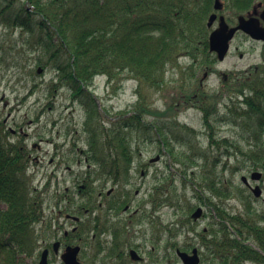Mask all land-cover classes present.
<instances>
[{
    "label": "trees",
    "instance_id": "trees-1",
    "mask_svg": "<svg viewBox=\"0 0 264 264\" xmlns=\"http://www.w3.org/2000/svg\"><path fill=\"white\" fill-rule=\"evenodd\" d=\"M215 1L0 0V27L12 31L0 35V77L13 71L11 79L20 82L26 76L35 82L39 76L36 67L50 69L55 77L49 90L54 93L66 87L84 107L86 152L95 155L90 162L96 165L95 170L81 174L83 180L92 179L86 183L108 178L111 162L129 161L108 154H138L145 145L158 141L161 151L168 149L175 156L177 170L170 169L172 176L180 173L187 177L192 172L189 184L195 200L201 204L205 201L220 219L230 220V226L223 228L224 240L216 235L211 240L218 242L216 249L224 255L225 264L246 260L264 264V255L246 244L251 241L264 253V203L255 205L252 194L228 176V172L232 178L240 171L264 172V49L263 61L242 71L239 85L232 86L226 111L221 114L218 110L222 97L202 102L203 124L209 131L207 148L196 140L195 130L179 120L180 106L191 97L186 91L187 81L199 69L218 61L210 52L211 30L207 25L215 13ZM222 1L231 25L237 23L239 15L264 3ZM14 31L20 32L18 39H14ZM183 59L190 65L183 67ZM171 70L178 71L182 82L168 95V110H154L153 96L167 89ZM98 76L116 85L128 78L137 83L138 101L120 112L112 126L106 124L108 112L100 109L90 91ZM122 122L127 123L128 135L117 134L123 129ZM219 124L239 127V139L217 138L212 132ZM29 146L22 133L14 136L7 129L0 113V264L24 263L42 219L46 197L33 187L37 175L31 170ZM219 156L228 159L222 169ZM114 169L121 170L119 166ZM183 184L188 185L186 181ZM162 185L163 191L177 187L169 178ZM234 196L243 203L245 212L231 215L215 202ZM172 200L168 198L165 203ZM160 203L157 197V206ZM230 227L236 232L235 238L230 237Z\"/></svg>",
    "mask_w": 264,
    "mask_h": 264
},
{
    "label": "flooded vegetation",
    "instance_id": "flooded-vegetation-1",
    "mask_svg": "<svg viewBox=\"0 0 264 264\" xmlns=\"http://www.w3.org/2000/svg\"><path fill=\"white\" fill-rule=\"evenodd\" d=\"M263 10V5H260L252 13L262 27ZM257 43L264 48L263 42ZM240 56L243 58L244 54L240 53ZM218 65L207 67L204 71L199 69L197 74L191 75V98L184 100L183 111L193 109L203 115L202 102L207 101V98L221 97L226 88L229 89L224 96L233 94L232 86L239 85V74L234 71L241 70L223 72L218 69ZM68 109L69 107H65V110ZM166 110L168 107L160 111ZM218 110L222 114L226 111V105L219 103ZM179 111L183 112L182 109ZM113 123L115 121L110 122V126ZM55 124L57 127L67 128L62 151L57 149L59 142L46 140L47 144L55 147V151L50 157L42 154L36 156L35 160L39 163L49 157L50 165H54L57 171L61 170V161L77 160L78 165L85 167L86 172L92 170L95 165L89 162L95 155L80 147L83 136L77 127H67L62 121ZM121 124L123 129L117 134L128 135L127 123ZM218 128L219 125L212 133L217 138H226L219 136ZM82 133L87 136L86 131ZM200 136L203 138L207 135L201 132ZM68 145L70 148L66 149ZM107 156L128 158L129 161L111 162L113 168L110 176L95 179L93 183H86L92 179L77 178L72 184H50L44 187L43 195L46 200L43 203L42 219L38 224L41 232L34 235L26 264H184L179 253L192 255L195 249L199 253L200 264H225L224 255L216 249L218 242L211 243V239L215 237L210 232H220L223 229L221 225L212 221L208 224L210 230L205 227L204 232H201L200 221L207 219V213L199 221L190 217L193 214H190V210V215L186 216L184 205L190 200L188 186L182 185L176 193V198L180 201L178 207H172L175 219L164 223L157 214L170 205L164 203L157 206V197L164 199L168 191H163L164 186L161 184L157 188V169L152 168L153 158L147 162L143 153H115ZM162 156L159 153L158 162L163 160ZM116 166L121 170L114 169ZM67 169L72 170L69 166ZM247 189L251 192L248 187ZM220 201L222 200L219 199ZM203 207H209L205 201ZM220 235L223 234L219 233L218 236Z\"/></svg>",
    "mask_w": 264,
    "mask_h": 264
},
{
    "label": "rangeland",
    "instance_id": "rangeland-1",
    "mask_svg": "<svg viewBox=\"0 0 264 264\" xmlns=\"http://www.w3.org/2000/svg\"><path fill=\"white\" fill-rule=\"evenodd\" d=\"M223 14L227 17L229 12L225 10ZM216 26L217 23L215 24V27ZM7 33H12V31H8L3 27H0V35ZM19 35L20 32H15L13 35L14 39H18ZM237 48H239V50H237ZM261 50V44L246 38L244 35H238L232 42L231 52L227 56L226 60L223 63H219L217 67L222 71H234L247 69L250 66L260 64L263 61ZM240 53L244 54L243 58H241ZM188 63L189 60H182L183 67H186ZM37 68L38 67H36V69ZM12 75L13 71L2 73L1 76L3 77H0V98L5 97L9 104L7 109L3 108V105H1L0 113L3 114L5 118L8 117L9 113H12L10 116V128L21 132L22 135L28 139L31 146L35 144L41 145L40 151L38 150L37 146L35 149H33L34 157L41 156L42 154H48L50 157L55 151V147L47 144L46 140H53V142H59V144L63 143L65 139L64 133L67 128L57 127L54 122L59 121H62V124L66 123L67 127L76 126L80 131L81 136H83L80 147L82 149H87L84 144V140L87 136L82 133V131L85 132V127L83 126L85 118L84 111L79 107L77 108L76 112L72 110H65V107L71 102L69 91L63 89L52 93L49 90V85L55 77V72L51 71L50 69H45L42 74L37 76L35 82L26 76H24L20 82H17L15 78L11 79ZM167 80V89L162 92V94L158 93L153 96L155 99L151 102V107L154 110L164 109L168 95H170L171 92L173 93L182 82L181 76L179 75L178 71L175 70H171V72H169ZM34 84H37V87H34ZM136 84L137 83L134 80L129 78L125 79L123 89L119 91V94L116 97H111L112 91L105 84V80L98 78L95 80L91 90L99 98L101 108L108 112L110 118H114L120 112L129 110L137 102L138 96L134 90ZM187 86H191V80L188 81ZM220 101L222 106H225L230 101L229 95L223 96ZM71 112L73 113L71 114ZM202 117V113L191 109L181 114L180 121L193 127L201 133L205 130ZM150 120L152 119L150 118ZM106 123L108 124V121H106ZM59 132H61L60 135ZM217 132H219V136L236 139L239 133V128L234 130L228 125L221 124L217 129ZM38 133H41L42 136L37 137ZM203 138L204 140H202V143L205 148H207L206 146L208 141L206 136ZM41 140H43L42 143ZM69 148L70 145L66 147V149ZM142 148L147 161L150 158H155L157 155H159V153L163 155L162 161L152 164V168L157 169V184L163 183L162 176L167 177L172 175L170 167H172L173 171L177 170L176 166L174 165L176 164L174 160L160 152L157 143L147 144ZM179 149L182 148L179 147ZM48 158L46 157L44 160L46 168L41 165L39 167L35 165L32 167V172L37 174L36 184L41 187L48 182V176L51 174V172L55 171L54 165H49L50 160ZM218 160L221 166L219 169H222L223 165L227 162V159L223 156H220L218 157ZM65 166L66 163L58 172V176L60 178L59 180L61 181V184H70L72 183L71 180L68 179L70 173L65 169ZM72 167L76 172H80L85 169V167H82L77 163H74ZM242 175L249 174L247 171H240L238 174H236V177L232 178L231 173L228 172V176L231 178V181H234V183L238 185L242 184L240 180ZM159 176H161V182L159 181ZM188 176L190 179H192V172L189 173ZM172 178L173 176H171V179ZM174 181L175 185H177L179 188L182 186L181 178L175 176ZM262 183L264 185V182ZM252 185L254 184L252 183ZM187 191L188 197L192 199L194 195L192 187H189ZM261 203H264V199L262 201L256 200L254 202V204L257 206H259ZM226 204L231 205V207L228 206V209L231 211L236 213L244 212L243 204L236 199H231L230 201L226 202ZM205 211L207 212L208 217L207 219H202L200 221L199 229L207 227L208 224L213 221L210 210L207 209ZM157 217L161 218L162 222L169 223L175 219V214L173 209L166 207L161 209V211L157 214Z\"/></svg>",
    "mask_w": 264,
    "mask_h": 264
},
{
    "label": "water",
    "instance_id": "water-1",
    "mask_svg": "<svg viewBox=\"0 0 264 264\" xmlns=\"http://www.w3.org/2000/svg\"><path fill=\"white\" fill-rule=\"evenodd\" d=\"M216 10H222L223 4L220 0H216L215 3ZM264 20V11L261 15ZM218 16L213 14L208 22V27L212 28ZM239 24L236 27H230L224 16L220 17V22L218 27L211 33L210 36V51L215 52L218 55V59L223 61L230 49V43L234 39L237 32L242 31L249 35L252 39L258 41H264V27L260 26V22L255 17L246 18L244 16H240ZM41 71V70H40ZM262 178V173L256 172L252 174V180L259 181ZM243 181L248 183L247 178L243 177ZM254 193L257 197H260L262 194V190L260 186H257L254 189ZM202 210L199 209L195 214L194 218L197 219L201 217ZM193 257H189L186 254H181L185 264H199V259L197 256V252H194Z\"/></svg>",
    "mask_w": 264,
    "mask_h": 264
}]
</instances>
